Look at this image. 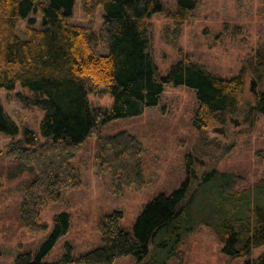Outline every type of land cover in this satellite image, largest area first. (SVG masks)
I'll return each instance as SVG.
<instances>
[{
  "label": "trees",
  "instance_id": "trees-1",
  "mask_svg": "<svg viewBox=\"0 0 264 264\" xmlns=\"http://www.w3.org/2000/svg\"><path fill=\"white\" fill-rule=\"evenodd\" d=\"M75 2L0 0V90L14 91L20 86L22 90L16 95L20 103L43 113L38 130L22 127L20 131L0 97V133L12 137L21 134L7 145L6 154L30 165L35 172L26 184L20 208L21 224L32 232L47 229L38 222L43 201H56L65 189L81 184L73 162L92 135H98L100 170L110 177L116 192L146 186L144 145L138 136L127 130L110 135H100V131L111 120L137 116L158 105L167 85H186L195 90L198 104L192 123L201 134L196 147L200 154L207 155V149L211 151L213 143L216 145L207 132L212 126H224L228 117L242 116L248 124L243 132H250L258 116L264 115V39L246 56L236 75L212 73L187 56L162 75L150 53L148 25L150 17L165 10L161 0H83V10L90 18L97 7L104 10L98 31L71 21ZM183 2L179 0V11ZM31 14H40L39 27L34 26ZM23 20L28 22L25 38L17 32ZM100 43L106 45V54L99 53ZM248 74L260 81L263 89L253 101L242 102ZM100 85L113 97L110 107H96L89 100V94ZM233 145L216 147L227 153ZM213 180L220 183L227 200L238 199L243 207L239 216L220 224L218 239L224 244L223 251L230 259L246 255V264H264V251L251 258L255 248L264 247V179L238 189L244 178L217 168L204 173L196 185L187 178L173 193L153 198L137 218L134 234L121 226L122 211L114 210L98 222L101 245L75 257L67 244L56 261L46 262L44 256L70 229L69 215L59 213L41 249L18 254L14 264H112L127 255L145 259L159 234L178 231L172 230L173 224L193 202L199 187ZM187 236L186 232L176 235L162 264L183 263L184 252L178 247Z\"/></svg>",
  "mask_w": 264,
  "mask_h": 264
},
{
  "label": "rangeland",
  "instance_id": "rangeland-1",
  "mask_svg": "<svg viewBox=\"0 0 264 264\" xmlns=\"http://www.w3.org/2000/svg\"><path fill=\"white\" fill-rule=\"evenodd\" d=\"M161 1L165 10L150 17L148 25L150 53L162 75L186 56L212 73L236 75L246 56L264 39V0H184L181 11L178 10L179 0ZM103 13V8L97 7L90 18L83 10V0H76L71 21L98 31ZM30 17L35 19L34 26L41 25L40 14ZM27 23L23 20L17 28L22 38H25ZM98 49L101 54L108 52L104 43H100ZM246 80L242 102L253 101L256 93L263 89L254 76L248 74ZM253 80L256 93L252 90ZM21 90L20 86L14 91L0 90L5 111L21 127L20 131L22 127L38 130L43 113L20 103L16 95ZM103 90L104 86L100 85L96 92L89 94V100L96 107H110L113 103V97ZM197 104L194 89L186 85H167L158 105L147 108L140 115L114 119L102 125L100 135L127 130L142 141L146 186L142 189L126 187L116 192L110 177L100 170L98 135H92L73 162L80 172L81 184L65 189L58 200H45L39 205L38 222L47 225L41 232L26 229L20 219L24 189L35 172L30 165L8 158L6 154L7 145L21 134L12 137L1 132L0 264H14L20 253H37L54 230V217L59 213L69 215L70 229L44 256L46 262L56 261L67 244L73 248L75 257L101 245L98 222L114 210L122 211L121 226L134 234L137 218L153 198L173 193L187 178L196 185L202 175L213 168L244 178V182L237 185L238 189L264 179V115L258 116L250 132H243L248 124L242 116H230L224 126L209 128V138L216 142L211 151L207 149L209 156L196 150L201 137L192 123ZM221 127L225 128L224 132L217 130ZM231 143L234 145L227 153L216 147ZM188 155L193 164H189ZM242 208L240 200L225 198L219 182L205 183L199 187L178 223L173 224L172 230L178 229L176 233L159 234L150 244V253L145 259L127 255L118 257L112 264H162L174 238L181 232L188 235L178 247L184 252L182 264H246V255L230 259L218 239L221 222L239 216ZM263 251L264 247L255 248L251 258H257Z\"/></svg>",
  "mask_w": 264,
  "mask_h": 264
},
{
  "label": "water",
  "instance_id": "water-1",
  "mask_svg": "<svg viewBox=\"0 0 264 264\" xmlns=\"http://www.w3.org/2000/svg\"><path fill=\"white\" fill-rule=\"evenodd\" d=\"M252 83H253V88H252V90L255 92V89H254V86H255V84H256L255 80H253ZM255 93H256V92H255ZM256 94H257V93H256ZM235 121H237V120H235ZM217 130H219L220 132H224L225 128H224V127H221V128H217Z\"/></svg>",
  "mask_w": 264,
  "mask_h": 264
},
{
  "label": "flooded vegetation",
  "instance_id": "flooded-vegetation-1",
  "mask_svg": "<svg viewBox=\"0 0 264 264\" xmlns=\"http://www.w3.org/2000/svg\"><path fill=\"white\" fill-rule=\"evenodd\" d=\"M219 131V130H218Z\"/></svg>",
  "mask_w": 264,
  "mask_h": 264
}]
</instances>
